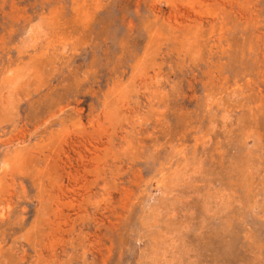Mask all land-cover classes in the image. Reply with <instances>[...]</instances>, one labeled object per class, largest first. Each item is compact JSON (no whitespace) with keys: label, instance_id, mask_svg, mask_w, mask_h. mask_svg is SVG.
<instances>
[{"label":"rangeland","instance_id":"rangeland-1","mask_svg":"<svg viewBox=\"0 0 264 264\" xmlns=\"http://www.w3.org/2000/svg\"><path fill=\"white\" fill-rule=\"evenodd\" d=\"M0 264H264V0H0Z\"/></svg>","mask_w":264,"mask_h":264}]
</instances>
